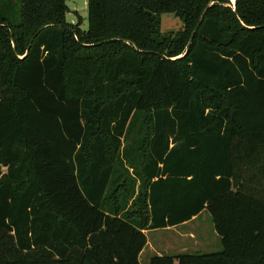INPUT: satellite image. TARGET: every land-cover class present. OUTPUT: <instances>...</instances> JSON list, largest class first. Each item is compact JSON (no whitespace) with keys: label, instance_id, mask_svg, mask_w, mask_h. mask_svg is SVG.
<instances>
[{"label":"trees","instance_id":"trees-1","mask_svg":"<svg viewBox=\"0 0 264 264\" xmlns=\"http://www.w3.org/2000/svg\"><path fill=\"white\" fill-rule=\"evenodd\" d=\"M68 12L0 0V264H141L205 211L220 253L149 264H264V0Z\"/></svg>","mask_w":264,"mask_h":264},{"label":"rangeland","instance_id":"rangeland-1","mask_svg":"<svg viewBox=\"0 0 264 264\" xmlns=\"http://www.w3.org/2000/svg\"><path fill=\"white\" fill-rule=\"evenodd\" d=\"M234 1L231 0L234 6ZM89 0H67L69 12L66 21L69 24H81V29L88 30ZM183 28V22L174 14L162 15L163 34H176ZM148 246L144 250L141 264L149 261L154 252L173 255L175 252L187 250V254H208L222 250L220 237L214 229L211 215L203 212L196 220L185 226L147 232ZM155 249V250H154Z\"/></svg>","mask_w":264,"mask_h":264},{"label":"crops","instance_id":"crops-1","mask_svg":"<svg viewBox=\"0 0 264 264\" xmlns=\"http://www.w3.org/2000/svg\"><path fill=\"white\" fill-rule=\"evenodd\" d=\"M197 218H198V217L194 218L192 221L196 220ZM192 221H190V222H192ZM190 222H187V223H185V224H183V225H180V226H185V225L189 224ZM180 226H177V227H180ZM173 228H175V227H173ZM168 229H170V228H168ZM168 229H164V230H168ZM155 231H157V230H155ZM147 232H149V231H147ZM145 234H146V236H147V233H146V232H145ZM220 242H221V239H220ZM221 244H222V243H221ZM147 246H148V243H147ZM147 246H146L145 248H147ZM222 249H223V247H222ZM144 250H145V249H144ZM144 250H143V252H142L141 255H140V262H141V258H142V256H143V254H144ZM154 250H155V249H154ZM185 251H187V250H182V251H179V252H175V253H173V255H170V256H177V255L187 254V253H184ZM221 251H222V250H220V251H218V252H214V253H220ZM208 254H211V253H208ZM163 255H169V254H161V253H159V252H154V254H152V255L150 256L149 261H145L147 257H144V263H145V264H149L150 259H151L152 257H154V256H163ZM190 255H192V254H190ZM174 264H178V261H175Z\"/></svg>","mask_w":264,"mask_h":264},{"label":"water","instance_id":"water-1","mask_svg":"<svg viewBox=\"0 0 264 264\" xmlns=\"http://www.w3.org/2000/svg\"><path fill=\"white\" fill-rule=\"evenodd\" d=\"M236 1V0H235ZM235 1H234V8H235ZM187 52H188V50H187Z\"/></svg>","mask_w":264,"mask_h":264}]
</instances>
